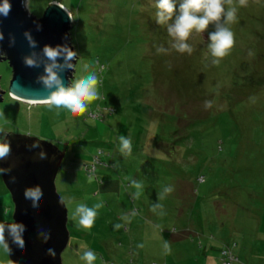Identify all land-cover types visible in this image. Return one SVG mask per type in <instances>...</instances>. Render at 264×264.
<instances>
[{
    "label": "rangeland",
    "instance_id": "1",
    "mask_svg": "<svg viewBox=\"0 0 264 264\" xmlns=\"http://www.w3.org/2000/svg\"><path fill=\"white\" fill-rule=\"evenodd\" d=\"M51 2L75 17L72 83L95 71L100 98L75 116L13 99L11 68L0 61V135L45 139L64 154L55 180L70 234L62 264H86L84 245L94 264H264V0L225 5L236 8L227 25L235 46L215 65V26L193 33L190 55L177 52L167 25L156 23L155 0L26 7L40 17ZM81 203L102 204L90 229L74 219ZM12 211L0 174V223ZM0 264H12L3 248Z\"/></svg>",
    "mask_w": 264,
    "mask_h": 264
},
{
    "label": "water",
    "instance_id": "2",
    "mask_svg": "<svg viewBox=\"0 0 264 264\" xmlns=\"http://www.w3.org/2000/svg\"><path fill=\"white\" fill-rule=\"evenodd\" d=\"M11 2V14L7 18L0 17V31L4 34L0 45V61H7L12 71L7 92L10 97L22 102L47 104L46 92L37 82L43 67H26L22 60L31 51L24 32L31 31L38 42L37 50L44 44L55 46L63 43H68L74 50L70 41L73 25L69 19L71 14L60 3L51 2L42 16L36 17L26 7V0ZM37 24L42 26L40 30H37ZM10 36L15 37L12 45ZM76 62L74 60L73 64ZM73 72L74 69L64 73L65 83L72 82ZM5 93L6 90L0 87V102ZM2 134L0 143L9 141L12 154L0 162V167L10 168L1 177L13 203L12 220L2 224L20 223L24 226V247L9 241V259L12 264H62V252L70 234L67 206L56 189L55 180L61 170L64 154L57 145L45 139L28 134ZM34 143H38L40 148H33ZM41 149L46 152L45 159L38 155ZM37 185L43 191L42 198L35 202L25 199V190Z\"/></svg>",
    "mask_w": 264,
    "mask_h": 264
},
{
    "label": "clouds",
    "instance_id": "3",
    "mask_svg": "<svg viewBox=\"0 0 264 264\" xmlns=\"http://www.w3.org/2000/svg\"><path fill=\"white\" fill-rule=\"evenodd\" d=\"M233 0H155L156 8V23L158 25H167V32L174 40L172 47L180 53H192L193 48L188 43L193 33L200 34L205 32L209 25L215 26V30L208 33L210 41L208 47L211 53L212 64L219 62L228 56L235 46L234 33L227 26L234 23L236 20V8L231 7L227 10L225 5H231ZM241 6H247V0H239ZM11 0H2L0 2V17L7 18L11 14ZM69 19L74 21L75 17L69 16ZM169 21H172L169 23ZM42 26L37 24V30ZM24 36L28 41L30 53L22 57L26 67L40 68L43 71L38 74L37 82L41 84L46 92L45 99L50 109H65L68 113L75 115H83L88 110L89 104L99 99L97 91L100 80L95 71L77 79L73 83H65L64 73L72 71L75 67L74 60H77V52L68 43L44 44L42 48L37 50L38 42L31 34V31L26 30ZM4 39V34L0 31V45ZM10 45L15 43V37L10 36ZM166 49L160 47L157 52H165ZM103 71V68H100ZM206 107H210V102L206 101ZM59 114V113H57ZM2 131V130H0ZM120 151L124 155H130L132 151L131 140L129 137L121 135ZM33 148H40L38 143L32 145ZM12 154L11 144L9 141L0 143V162L7 160ZM41 159L46 158V152L43 149L38 153ZM10 171V168L0 167V174H5ZM135 187L139 189L141 185L133 182ZM172 189L166 187L165 192H170ZM137 193L136 195H138ZM25 199L31 201H39L43 196V191L39 185L34 188L25 190ZM35 206V205H34ZM102 207V204H96L93 207L81 203L75 208L74 219H78L79 226L90 229L97 215L96 209ZM119 228L120 225H115ZM24 226L20 223L5 225L0 223V248L5 252H10L11 247L9 241L18 247H24L23 239ZM7 233V236H6ZM84 248L81 259L86 264H94L96 254ZM165 249L168 250V244L165 242Z\"/></svg>",
    "mask_w": 264,
    "mask_h": 264
},
{
    "label": "trees",
    "instance_id": "4",
    "mask_svg": "<svg viewBox=\"0 0 264 264\" xmlns=\"http://www.w3.org/2000/svg\"><path fill=\"white\" fill-rule=\"evenodd\" d=\"M70 33H72V32H70ZM71 39H73V36L71 37ZM71 43H72V40H71ZM72 83V82H71Z\"/></svg>",
    "mask_w": 264,
    "mask_h": 264
},
{
    "label": "flooded vegetation",
    "instance_id": "5",
    "mask_svg": "<svg viewBox=\"0 0 264 264\" xmlns=\"http://www.w3.org/2000/svg\"><path fill=\"white\" fill-rule=\"evenodd\" d=\"M2 134V133H1ZM3 135V134H2ZM0 138H1V135H0ZM1 140V139H0Z\"/></svg>",
    "mask_w": 264,
    "mask_h": 264
}]
</instances>
